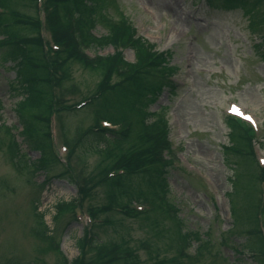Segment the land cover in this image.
Here are the masks:
<instances>
[{"label": "rangeland", "instance_id": "374dc122", "mask_svg": "<svg viewBox=\"0 0 264 264\" xmlns=\"http://www.w3.org/2000/svg\"><path fill=\"white\" fill-rule=\"evenodd\" d=\"M32 2L10 0V5L34 16ZM86 2L93 9L96 36L108 35L105 19L110 24L125 23L154 50L166 54V69L172 73L166 71L164 76L172 77L158 81L160 92L154 101H145V109L149 122L169 127L176 161L167 176V197L178 210L184 231L194 238L188 255L198 256L195 264H254L251 250L242 246L248 243L250 248L247 233L262 203L263 185L255 174L264 167V0ZM40 17L48 51L49 30L44 14ZM88 53L105 57L113 54V48ZM5 54L0 46V264H62L61 256L68 262L76 260L86 230L97 232L105 243L125 242L141 264H149L156 256L177 258L181 244L173 241L176 227L161 216L157 228L121 215L104 231L85 224L88 208L102 207L106 201L100 187L87 196L79 193L86 180L93 187L89 180L98 172L100 147L105 145L90 136L81 143L82 135L98 123L101 106L85 101L99 76L72 63L71 81L62 90L56 87L67 109L53 108L52 148L42 171L37 163L41 152L21 135L25 125L16 107L23 94ZM122 54L127 62L135 61L130 48ZM109 112L116 119L129 117L119 106ZM228 116L256 131V159L261 166L257 163L252 171L227 150ZM43 126L37 123V134ZM127 184L130 190L136 188L135 181ZM61 204L62 210H57ZM257 219L260 224L264 216ZM253 238L258 241L257 236ZM86 246L85 263L94 255ZM259 259L257 264H264Z\"/></svg>", "mask_w": 264, "mask_h": 264}, {"label": "trees", "instance_id": "16d2710c", "mask_svg": "<svg viewBox=\"0 0 264 264\" xmlns=\"http://www.w3.org/2000/svg\"><path fill=\"white\" fill-rule=\"evenodd\" d=\"M212 1L209 0L210 3ZM225 1L240 3L241 0ZM31 2L37 12L34 16L14 10L10 0H0V9L7 10V13L0 12V32L3 36L0 46L6 50L5 57L16 73L23 94L16 107L25 125L21 135L41 152L38 170L46 168L49 156L51 134L48 122L53 108L60 105L61 109H67L58 99L63 97L57 96L56 87L62 90L63 84L71 81V64L76 63L99 76L95 90L86 100L91 104L97 101L101 106L96 119L117 126L110 130L96 125L83 134L81 140L83 143L90 136L105 144L100 147L98 172L89 180L93 187L87 186V180L79 187V193L83 196L90 195L92 189L97 187L104 190V205L88 208L90 228L104 231L116 224L117 215L143 221L157 228L161 216L176 227L177 238L173 241L181 246L177 250V258L166 260L156 256V259L150 258L149 264L197 263L198 256L186 253L194 238L184 231L178 210L167 197V176L173 166L169 128L165 123L149 122L150 114L145 109V103L154 101L160 92L158 81L167 82L164 77L168 64L165 55L156 52L152 45L137 36L136 31L125 23L110 24L105 19L104 22L110 26L108 35L96 37L92 32L95 28L93 9L86 4V0H46L42 4L46 12L45 24L53 31L52 46L47 51L38 13L40 3L37 0ZM24 30L29 34H25ZM107 46L113 47V54L105 57L94 55L91 58L86 53V50ZM118 48H130L135 61H125ZM157 74L161 77H157ZM116 106L124 109L129 117L127 114L118 119L113 117L109 110ZM37 123H44L40 134H37ZM227 123L230 128L227 150L246 162L252 171L257 164L252 128L235 119H227ZM28 166L33 167L31 163ZM255 178L264 184V168H258ZM133 181L136 182V188L130 190L127 183ZM63 205H57V210H62ZM258 213L264 216V200L257 214L252 216L253 228L247 233L251 249L248 243L242 246L251 250L249 256L255 261L254 264L260 263L259 257L264 259V236L257 219ZM99 215H103V218H99ZM255 236L259 242L253 238ZM79 244L81 255L70 262L61 256L62 264H141L138 254L128 244L105 243L97 232L86 230ZM86 245L94 255L85 263Z\"/></svg>", "mask_w": 264, "mask_h": 264}, {"label": "snow or ice", "instance_id": "6c2138e0", "mask_svg": "<svg viewBox=\"0 0 264 264\" xmlns=\"http://www.w3.org/2000/svg\"><path fill=\"white\" fill-rule=\"evenodd\" d=\"M233 110L239 112V109H233ZM249 119H251V117H249Z\"/></svg>", "mask_w": 264, "mask_h": 264}]
</instances>
